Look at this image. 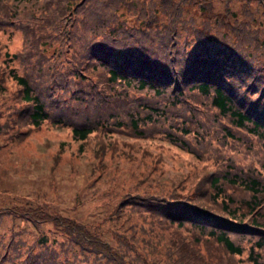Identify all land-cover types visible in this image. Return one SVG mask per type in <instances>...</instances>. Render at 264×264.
<instances>
[{
  "label": "trees",
  "instance_id": "16d2710c",
  "mask_svg": "<svg viewBox=\"0 0 264 264\" xmlns=\"http://www.w3.org/2000/svg\"><path fill=\"white\" fill-rule=\"evenodd\" d=\"M93 1L60 0L51 13V0H0L2 31L31 37L14 53L0 44V148L22 143L52 117L71 126L80 150L91 148L98 178L108 155L135 158L139 149L126 138L161 135L209 163L179 174L173 190L158 188L152 169L148 182L126 187L105 227L26 196L21 206L2 205L0 225L21 218L38 230L5 232L10 249L0 251V264H264V0H225L219 15L215 0H98L96 29L106 38L98 54L83 58L70 40L89 18L81 5ZM193 12L207 17L198 24ZM188 30L196 37L181 41ZM156 32L163 33L158 41ZM151 39L168 55L153 58ZM133 60L156 62V70Z\"/></svg>",
  "mask_w": 264,
  "mask_h": 264
},
{
  "label": "rangeland",
  "instance_id": "374dc122",
  "mask_svg": "<svg viewBox=\"0 0 264 264\" xmlns=\"http://www.w3.org/2000/svg\"><path fill=\"white\" fill-rule=\"evenodd\" d=\"M132 1L135 2L136 0ZM148 1L151 0H146V2ZM175 1L178 3L179 0ZM59 3L60 0H51V13H57ZM224 4L225 0H215V13L223 12L225 9ZM98 6L99 1L94 0L92 3L85 2L80 7L82 8L80 14L83 15L85 11H88L86 14L89 15V18L87 20L82 18L79 22L82 24L84 31H86V27L92 26L95 28L92 31L93 33L88 34L83 30L75 29L71 35L74 40H70L74 45L73 50L81 54L83 58L88 52L98 54L100 52L98 46L106 38L102 31L96 29L100 26V15H102ZM234 7L240 13L239 4ZM120 12L127 19L132 17L129 14L128 7L121 9ZM193 14L198 24L207 17L203 12H193ZM94 15L96 17H93ZM212 19H215L214 15ZM43 20L47 25L53 26L54 24L51 19L42 18L41 22ZM160 20L167 23L168 15L166 14ZM192 20L191 17L185 18L188 24ZM175 25L179 28V23ZM175 32H179V29ZM180 34L183 36L180 38L181 41L189 40L186 37L187 34L196 37L192 30L183 31ZM87 37H90L92 41L89 44L85 40ZM160 37H163V33L156 32L153 39L155 38L154 40L158 41ZM27 39L29 41L31 37L29 34L26 35L23 29L9 27L6 31H2L0 28V44H6L5 51L14 53L20 50ZM154 40L149 41L152 47L148 52L153 54V58L165 55L162 48H159V53L156 52L157 48L154 47ZM54 48L49 43L42 45V49H46V54H51ZM179 48H181L179 44L173 47L174 53L176 52L178 57ZM92 54L89 55L93 56ZM167 55L166 50L165 56ZM5 57L2 56L1 58ZM131 63L134 67L148 72H155L156 70L152 66L156 65V62L153 61H150L151 65H143L137 60H133ZM168 63L171 62L168 61ZM14 64L21 73L28 69L18 59L14 61ZM11 81V79H8L7 82L11 83ZM13 89L14 87H11L9 92L13 93ZM56 116L59 117L57 114ZM52 120L51 117L50 120L44 122L40 129H37L30 137L25 138L22 143L21 140L14 145L11 143L0 148V206H21L24 203L22 197L26 196L32 199L31 201L46 202L60 213L77 218L82 222L102 223V220H106L107 215L112 212L121 194L126 191V187L143 181V179L148 182L152 176L158 178V180H155L156 184L160 186L158 188L173 190L174 187L171 186L179 180V174L189 171L190 173H186L189 175L198 167H204L202 166L204 163H209V161L198 159L191 149L170 139L162 138L161 135L152 139L135 138L133 140L126 138L130 145L134 144L139 149V152L135 154V158L130 153H123L119 155L116 161L108 155L107 160L109 163L106 172L101 178H98L99 172L92 173L95 159L91 148L86 146L84 151L80 150L78 148L80 141L73 138L71 126L57 124ZM2 140L0 138V142ZM59 150H62V153ZM55 154L61 155L57 161L58 164L53 167L54 159H57ZM158 155H161L163 160L158 162V158H156V163L155 157ZM152 169H154L153 175L147 177L146 174L151 172ZM190 190L191 187H188L186 192ZM106 225L108 224H103L104 227ZM25 226L33 231L38 230V228L24 222L21 218H18L15 223H13V220L6 218L0 225V251L10 249L8 247L9 237L6 236L5 232L10 229L21 232L22 227ZM47 226L49 227V225ZM245 244L248 245L246 242ZM242 257L246 256L243 255ZM244 264L250 263L245 262Z\"/></svg>",
  "mask_w": 264,
  "mask_h": 264
}]
</instances>
